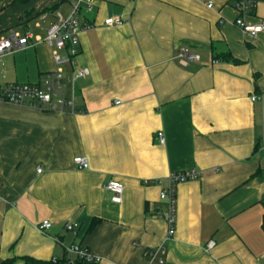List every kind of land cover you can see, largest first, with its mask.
Here are the masks:
<instances>
[{
    "label": "crops",
    "instance_id": "0c3cea01",
    "mask_svg": "<svg viewBox=\"0 0 264 264\" xmlns=\"http://www.w3.org/2000/svg\"><path fill=\"white\" fill-rule=\"evenodd\" d=\"M71 1L0 0V38L32 35L1 58L0 89L44 83L59 68L46 36ZM91 1L81 22L94 27L75 57L89 70L75 82L83 111L0 102V260H73L67 248L77 244L98 264H149L163 244L165 264H264V32L235 25L236 0ZM250 1L246 20L264 19V0ZM116 15L122 25L104 26ZM177 47L202 61L182 65ZM79 155L88 169L76 167ZM190 169L199 177L178 184L167 239L160 193L172 172ZM110 179L124 185L121 203L104 188Z\"/></svg>",
    "mask_w": 264,
    "mask_h": 264
},
{
    "label": "built area",
    "instance_id": "2783aa9c",
    "mask_svg": "<svg viewBox=\"0 0 264 264\" xmlns=\"http://www.w3.org/2000/svg\"><path fill=\"white\" fill-rule=\"evenodd\" d=\"M87 2L91 8V0H72L70 11L67 15H60L56 23H54L46 36V41L53 47V58L59 68L55 71L46 74L44 83H12L6 84L0 89V102H9L23 106H29L44 110L53 111H72L81 112L77 107V97L75 93V82L79 77L88 74L89 70L86 67H79L76 64L75 57L78 55L79 35L82 31L94 27L91 23L81 22V9L83 2ZM208 7H213V2L209 1ZM235 7L238 11V17L234 23L244 33L253 38H257L260 33L264 32V19L258 22H248L246 15L255 7V3L250 0H236ZM125 20L121 16H110L104 20V26L112 27L122 25ZM31 34L21 36L19 33H11L8 37L0 38V60L4 55L14 54L19 50H23L29 46ZM177 58L179 62L187 66L193 62L202 61V55L189 47H177ZM218 62V60H214ZM64 64L73 66L72 75L66 77L64 69L61 67ZM260 99L258 95H253L252 100ZM156 140L164 144L165 134L159 131L156 135ZM74 163L78 169H88L90 166L86 156L79 155L74 158ZM42 171V167L38 168V172ZM199 177L198 171L194 169L181 170L172 172L167 177V183L163 187L160 197L167 203L169 225L167 239L174 236L176 232V217H177V186L179 183L187 180L196 179ZM104 188L112 194V201L121 203L124 193V185L116 179H110ZM52 226L49 220H45L38 224L40 230H47ZM77 222L67 221L65 227L68 230L76 233ZM215 246V241L210 240L206 244V250H211ZM67 251L80 259H83L92 264H98L100 257L94 255L87 247L82 245H72L67 248ZM167 248L162 244L151 249L149 252V264H165V255ZM264 257V255H263Z\"/></svg>",
    "mask_w": 264,
    "mask_h": 264
},
{
    "label": "trees",
    "instance_id": "16d2710c",
    "mask_svg": "<svg viewBox=\"0 0 264 264\" xmlns=\"http://www.w3.org/2000/svg\"><path fill=\"white\" fill-rule=\"evenodd\" d=\"M21 1H29V0H21ZM235 61H238V60L235 59ZM96 221H97L96 219L92 220L90 228L94 227V225L96 224ZM13 262H14V259H12V258L0 260V264H13ZM25 264H92V263L87 262V261L80 259L78 257H75L73 260H70V259L64 257V258H60V259H56V260L46 261V260L36 259L34 257H31V256H26L25 257Z\"/></svg>",
    "mask_w": 264,
    "mask_h": 264
},
{
    "label": "rangeland",
    "instance_id": "374dc122",
    "mask_svg": "<svg viewBox=\"0 0 264 264\" xmlns=\"http://www.w3.org/2000/svg\"><path fill=\"white\" fill-rule=\"evenodd\" d=\"M68 9V8H67Z\"/></svg>",
    "mask_w": 264,
    "mask_h": 264
}]
</instances>
